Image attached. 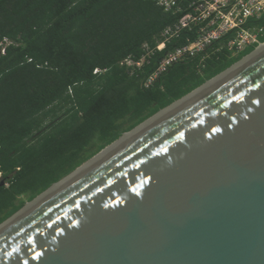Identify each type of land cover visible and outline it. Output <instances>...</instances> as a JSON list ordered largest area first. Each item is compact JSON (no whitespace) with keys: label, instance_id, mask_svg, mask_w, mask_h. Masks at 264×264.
<instances>
[{"label":"water","instance_id":"1","mask_svg":"<svg viewBox=\"0 0 264 264\" xmlns=\"http://www.w3.org/2000/svg\"><path fill=\"white\" fill-rule=\"evenodd\" d=\"M0 264H264V50L13 219Z\"/></svg>","mask_w":264,"mask_h":264},{"label":"trees","instance_id":"2","mask_svg":"<svg viewBox=\"0 0 264 264\" xmlns=\"http://www.w3.org/2000/svg\"><path fill=\"white\" fill-rule=\"evenodd\" d=\"M175 20L151 0H0V222L257 45L237 54L199 53L144 87L158 59L183 44V36L137 75L119 61L138 56L142 43H155ZM253 24L264 42V14Z\"/></svg>","mask_w":264,"mask_h":264},{"label":"built area","instance_id":"3","mask_svg":"<svg viewBox=\"0 0 264 264\" xmlns=\"http://www.w3.org/2000/svg\"><path fill=\"white\" fill-rule=\"evenodd\" d=\"M163 12L176 16V20L165 26L158 40L144 42L138 56L127 55L119 61V66L129 76L137 75L149 65L156 53L166 44L183 36L184 43L173 45L158 59L151 72L142 80L144 87L175 62L202 53L225 49L237 54L247 45L260 44L258 35L262 28L253 24L264 14V0H151ZM252 20V22H248ZM95 68L93 73L99 72Z\"/></svg>","mask_w":264,"mask_h":264},{"label":"bare ground","instance_id":"4","mask_svg":"<svg viewBox=\"0 0 264 264\" xmlns=\"http://www.w3.org/2000/svg\"><path fill=\"white\" fill-rule=\"evenodd\" d=\"M262 50H264V43L259 44V46L256 48V50L254 52H252L251 54L245 56L240 62H238L237 64H235L231 68H229L227 71L223 72L222 74H220L216 78H214V79H212L210 81H207L199 89H197L193 93L187 95L183 99L175 102L174 104H172L171 106L167 107L166 109L162 110L157 116H155V117L151 118L150 120H148L147 122L143 123L138 128H136V129L132 130L131 132L126 133L123 136H121L120 139L117 140L114 144H112L111 146L105 148L103 151H101L99 154H97L92 160H90L87 163H85L82 167H80L78 170H76L75 172H73L71 175L67 176L65 179H63L60 182H58L57 184L53 185L48 191H46L44 194H42L41 196H39L33 202H27L16 216H14L11 220H8L4 224L0 225V230L3 229L5 226H7L9 223H11L13 221V219L15 220L16 218H18L24 212H26L27 210H29L35 204H37L38 202H40L42 199H44L50 193H52L53 191H55L57 188H59L64 183H66L68 180H70L72 177H74L75 175H77L79 172H81L83 169H85L86 167H88L90 164H92L93 162H95L96 160H98L100 157H102L103 155H105L106 153H108L109 151H111L112 149H114L116 146H118L119 144H121L122 142H124L125 140H127L128 138H130L131 136H133L135 133H137L138 131H140L141 129H143L144 127H146L147 125H149L150 123H152L153 121H155L156 119H158L159 117H161L162 115H164L165 113L169 112L173 108L177 107L178 105L182 104L186 100H188L191 97H193L194 95H196L199 92L203 91L204 89H206L207 87H209L210 85H212L213 83H215L216 81H218L219 79H221L222 77H224L225 75H227L228 73H230L231 71L235 70L236 68H238L239 66H241L243 63H245L246 61H248L249 59H251L252 57H254L259 52H261Z\"/></svg>","mask_w":264,"mask_h":264}]
</instances>
